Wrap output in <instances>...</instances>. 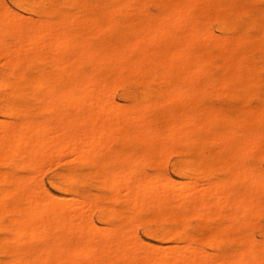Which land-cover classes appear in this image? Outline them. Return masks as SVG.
<instances>
[{
	"label": "bare ground",
	"instance_id": "bare-ground-1",
	"mask_svg": "<svg viewBox=\"0 0 264 264\" xmlns=\"http://www.w3.org/2000/svg\"><path fill=\"white\" fill-rule=\"evenodd\" d=\"M156 1L163 3L165 8L171 9L169 15L167 14V20H159V16L158 20L149 19L138 23L119 19V13H135V15L138 14L144 17L147 15L145 11L142 10L143 8H140L136 4L135 0L122 4L109 2V0L105 3L91 4L89 6V10L92 13L90 27L83 32L74 30L75 28H80L82 26L81 20L75 12L62 11L59 9L40 11L36 8L35 3L27 0H16V4L27 12L35 13V15L39 13V15L44 17V19L38 22L37 17L36 20L25 18L23 17V14L20 15L16 12L13 13L10 9H7L5 5V8L0 10V56L6 57V75L13 79L9 85L11 91L14 94L19 95L34 94L36 100L50 102L54 101V98H58L55 97L56 95L66 91L68 98L73 99V106H79L84 110L81 111L82 113L80 116H77L72 120L63 119L60 121L61 118H59L60 122L56 123L54 126L44 120L34 122L28 119H23V121L13 122V120L10 121V119L7 123V121H5L7 119H3V122L5 121V123H3V125L0 124V155L4 156L5 159L12 158L23 161L27 160L33 164L31 166H34V164L40 161L38 158L41 157V155H46L49 151L54 150L55 152H57L56 150H67L72 152V156H75L73 154L76 153L84 159H93L97 154L102 156V148L117 140L115 139L116 135L114 136L113 133L115 130L117 131V129H119L117 128L118 126L122 129L118 120L120 117H126L127 115L128 121L136 122V127H140L141 125L144 126L145 129L149 131L148 134H150V137H146L144 136L145 133H142L139 129H133L134 131L132 134L134 139L149 143L157 141L160 132L156 126L157 119L154 115V109L158 106L161 107L166 104H172L173 102H182L190 98L192 94H197L200 91L199 83L208 73L209 68L215 62V58L212 53H209L204 56L202 55L200 58L196 57L194 59V52L198 50V45L200 46L199 42L205 38H212V35L207 31H204L206 29L202 28V31L192 28L191 26L188 28L182 25L183 11L190 8L191 2H200L202 0H175L174 3L171 0ZM75 5L85 6L81 1H76ZM162 15L164 16V13H162ZM51 18H53L54 21H52ZM251 25H253V22ZM220 30L222 29L220 28ZM112 33L116 34L115 39L112 40L110 38L112 41H110V43L104 48L96 44L94 45L90 41V37L93 34H98L99 36V34L106 35ZM180 37L186 39V46L181 44L183 47L185 46L184 50H173L171 46L177 44L178 40L180 42ZM10 38L13 39V43L8 46L6 45V41ZM215 38H217V36ZM242 40L244 41V39ZM243 41H241L240 44ZM156 42L164 44L163 48H159L160 50L158 51L151 50L152 45ZM240 44L238 45L240 46ZM228 46L229 40H224V37L222 41L213 39L212 51H218L220 49L226 50L228 49ZM57 50H62V52L56 54L57 56H54V53ZM222 56L224 55H221V57ZM51 57L56 58L57 69L55 70L57 71L54 73L53 70L52 75H47L48 77L44 80L35 81L34 83L36 77L28 75L23 70L24 64L31 59H47ZM226 59L225 63L227 61L229 63L234 62L231 57ZM155 61H160L161 64H163L165 67L164 72L158 73L155 70L154 66H152V63ZM0 62L3 63V60ZM124 63L127 65L125 66ZM86 67H89L90 71L86 72ZM146 72H151L154 78H159L164 83L173 81L176 83V86L172 89H161L160 96L154 98L151 102L144 100L139 104L133 103L132 105L127 106L129 108H125L122 111L118 108H111L109 111L113 114L111 119H99L100 116L95 119L94 111L96 108H99L101 111L108 110L107 95L109 92L108 90L101 89L103 78L118 73L120 74L118 75L120 79L134 77L141 80ZM228 72V80L236 77L235 72H231L230 70ZM68 82L70 83V86L66 89V86L68 85L64 86L63 84ZM226 82L227 81H221L220 88L224 87ZM4 84L5 83H1L2 86ZM32 84H35V90L29 92ZM112 95H114V93H112ZM57 100L58 99H56V102H58ZM113 100H111V103ZM113 103L115 104V102ZM22 104L24 103L22 102ZM112 107H115V105ZM253 109L255 111L256 108H252L251 111ZM17 111H19L18 113L23 117L28 114V110L15 109V112ZM38 112L40 111H37V113ZM169 112L170 111L165 114V117L168 118L167 130L164 134V138L167 142H171L173 145L183 143L193 144L204 137L201 132L203 130H208L205 117H197L188 112L182 114L181 120L177 121ZM68 113L71 112L68 111ZM64 114H67V112ZM73 116L75 115L71 114L70 117ZM102 117L105 118V116ZM0 121H2L1 118ZM99 121L100 124L98 125L97 123ZM124 125L127 126V124ZM133 125L135 124L133 123ZM187 125L192 126L190 131L185 129ZM129 126L131 127V125ZM240 132H238V134ZM235 136L238 135L236 134ZM260 136L262 135L257 134L254 137L244 135L240 138L238 146L232 149L235 152L230 153L225 159V162L232 168V175L229 182H244L247 185V188L245 189L242 187H236L232 188L230 191H226L231 184H224L222 183V180L215 182L212 181L211 183L210 181H207L209 184L206 185L204 183V185L198 184L196 180L189 181L190 179H187L189 182L187 180L186 182H184L185 180H182V182L181 179H177L179 182L171 183L170 181L167 182L168 179H172L170 176L167 175V181H165V179L161 177L162 175L158 177L156 174H154L156 177L148 176L149 179L142 182L135 157L130 158L129 167L125 172L114 170L111 171L112 173L110 172L111 174L108 173L110 175H106L105 177L104 175L101 176L104 177V182L109 185L110 191L115 198H121V193L126 192L128 201L133 203L130 224L143 219L144 211L148 209L150 211V208L157 209V211L162 210L163 208L169 207L173 201L176 202L177 206L183 207L192 215L200 218L203 224H205L211 216H220L223 208L233 202L234 204L232 205L236 207V213L232 216H228L231 217L233 223L243 222L246 217L250 215L255 216L264 207V198H261L258 194L259 192H264V183L260 185L252 177H249L247 169H244L245 167H242L240 164L241 154L247 152L249 149L252 150V147L257 146L259 140H261ZM116 143H118V140ZM170 149L171 147L168 144L159 146L158 152L160 157H157V159H161V157L163 158ZM60 153L62 155L66 154V152L64 154L63 152ZM215 156L216 158L218 157L217 155ZM68 157L69 156H65L64 160L66 158L68 160L71 158L74 159L73 157ZM179 161H181V159ZM91 162L95 161L91 160ZM38 164L40 165L41 163ZM50 165L54 164L51 163ZM43 166H40L39 171L41 169L44 170ZM50 167L52 168L53 166ZM51 168L48 167V169ZM208 171H210V169H208V164L205 160L200 159L193 172L199 177L207 176L209 174ZM56 174L54 175L56 176ZM243 174L245 176H243ZM212 175L216 176L214 174ZM17 176L19 175H16V177L11 179V184L14 187L10 192L6 189L0 190V219L7 217L10 218L12 223L10 237L0 238V254H3L10 259L6 262L3 261V263H1L2 261L0 260L1 264H113L114 255L117 254H119V259L123 264H131V261L134 258L139 257H146L147 261H151L152 263H154L153 261L155 258L157 259V257L154 258L156 255L155 248L160 245L157 246L158 244H151L154 247H150L152 248L150 252L145 254L142 253L138 247V244H140L138 243V237L136 234L134 235L131 226L126 228L124 235L118 234V231L112 234L108 233V231L100 232L102 231L101 229L96 232L93 230L94 226L93 228L90 227L92 226L93 219L91 220L90 218L85 217L87 214H84L85 216L82 214L78 216H75L76 214L73 216L69 214L68 211L71 210H68L67 206H70L71 208L76 207L75 209L79 211L78 207L73 204V197H70V200L72 201L70 204H72L67 205L66 203L68 201L66 202V200L69 196L61 197L57 194L54 195L49 192L48 189L44 188L45 186L42 187V184H39L41 182L38 183L37 180L34 179H30L26 184H22V181L20 180L22 178H17ZM26 176V179L32 177V175ZM145 177L146 176H144V180L146 179ZM69 179L68 176L67 180ZM70 182H73V178L70 179ZM27 185L28 187H26ZM55 185L54 182V186ZM200 185L204 187L202 188ZM170 190L174 191L175 195L173 197L169 194ZM100 199H102V196ZM85 201L83 200L82 203H87ZM256 204H258L257 210L254 209ZM124 210L125 209H123V211ZM83 211L84 208L82 212ZM176 216L179 219H185L187 214L184 212H177ZM86 225H89L88 229H86ZM115 226L116 225L113 227ZM207 227L209 226H206V228ZM98 228L101 227L99 226ZM184 230L185 229H183V231ZM183 231H173V234H171L180 236L183 241L188 240V243L186 242L187 245L180 247L173 244L168 247L165 245L167 248H165V250H167L166 255L164 258H158V260H163L162 264H264V243L254 246V243L252 242V239L254 238L251 239L243 227L236 231L233 238L237 241L238 247L232 253L221 250L215 258L210 257L209 253H206V251L204 252V250L195 247L192 244L194 236L191 237L192 239L188 238V234H191L189 232L187 234ZM226 232L225 234L228 233ZM146 233L147 232L144 234L145 236L147 235ZM77 235L82 236V238L80 237V239ZM96 235L106 237L107 241H96ZM217 237H219V241L216 243L215 241L217 240ZM221 241L225 242L226 239L223 235L219 236L218 233L214 234L211 240L212 244H218ZM37 243L38 245H36ZM155 245L157 247H155ZM178 248L179 251H176ZM160 250H162L163 253L164 247L160 248ZM162 253L161 256H163ZM138 262L141 263V261Z\"/></svg>",
	"mask_w": 264,
	"mask_h": 264
},
{
	"label": "rangeland",
	"instance_id": "rangeland-1",
	"mask_svg": "<svg viewBox=\"0 0 264 264\" xmlns=\"http://www.w3.org/2000/svg\"><path fill=\"white\" fill-rule=\"evenodd\" d=\"M27 1L35 3L36 8L40 11L59 9L62 11L75 12V14L81 20L82 26L80 28H75L74 30L83 32L85 29H88L90 27V23H91L90 18L92 16V13L89 10V6L91 4H96V3H105L108 0H93V1L92 0H47V1L27 0ZM76 1L83 2L85 6L75 5ZM130 1L131 0H109V2H115L116 4L119 3L122 4L126 2L128 3ZM171 1L173 3L175 2V0H171ZM135 2L140 8H143L142 10H144L145 13L147 14L145 15V17L138 14L135 15V13H132L133 16L131 13L129 14L119 13L118 18L127 21H134L136 23L140 21H146L149 19L158 20L159 17H160L159 20L164 21L167 20L166 17L169 15V12L171 11V9L165 8L163 3L156 0H135ZM4 6L7 9H10L13 13L16 12L19 13L20 15L23 14L24 15L23 17L25 18H31L36 20L37 17L38 22L44 19V17L39 15V13L35 15V13L27 12L23 8L19 7V5L16 4V0H0V10H3L5 8ZM162 13H164V16L162 15ZM190 18H192L193 20ZM51 20L54 21L53 18H51ZM250 22L251 23L253 22V25H251ZM182 25L188 28H190L191 26L192 28H196L202 31L203 29H206L204 31H207L210 35H212V38H205L206 40L203 39L199 42L200 46L198 45V50L194 52L193 58L194 59L196 57L200 58L202 55L204 56L206 54L212 53V55L215 58V62L209 68L206 76L200 81L199 83L200 91L197 94H192L190 98L182 102L177 101V102H173L172 104L163 105L161 107L158 106L154 109V115L156 116L157 119L156 126L158 127L160 132L157 141L153 143H149V142H141L134 139V136L132 134L134 130L139 129L142 133L146 134V135L144 134V136L146 137H150L149 136L150 134H148L149 131H147V129H145V127L142 125L140 127H136L137 126L136 122L128 121L127 120L128 115L126 117L122 116L118 120L119 125L122 126V129L121 127L118 126L117 128L119 129H117V131L115 130V132L113 133L114 136L116 135L115 139L118 140V143H116L117 140L113 141L109 145L102 148L101 151L102 156L100 154L99 155L97 154L93 159H88L89 161L79 156L76 153L73 154L75 156H72V152L67 150H62V151L56 150L57 152H55V150L49 151V153H47L46 155L43 156L41 155V157L38 158L40 161L36 163L37 165L34 164V166H31L33 164L27 160L23 161L12 158L5 159L4 156L0 155V190L6 189L8 192H10V190H12L14 187L11 184V179L13 177H16V175L21 176V177L17 176V178H22L20 179L22 181V184H26L27 181L30 179L37 180L38 183L41 182L39 184H42V187L45 186L44 188L48 189V191L53 193L54 195L57 194L58 196L60 195L61 197L69 196L67 197L66 200V202L68 201L66 203L67 205L72 204V203L70 204V202H72L70 200V197H73L72 198V200H74L73 204L78 207L79 211L75 209L76 207L71 208L70 206H67L68 210H71L68 211L69 214L72 216L75 214H76L75 216H78L80 214L85 216L84 214H87L85 217L90 218L91 220L93 219L92 226L90 227L93 228L94 226L93 228L94 231L98 232V230L100 231L101 229L102 231L100 232L108 231V233L111 234L118 231L117 232L118 234L124 235L126 228L128 226H131L134 235L136 234V236L138 237V243H140L138 244V247L142 251V253L144 254L149 253L150 250L152 249L150 247L153 246L151 244H158L157 246L159 245L161 246V247L160 246L157 247L155 245V247L157 248H155L156 255L154 256V258L157 257V259L155 258L156 261L154 260L153 261L154 263H152L151 261L148 262L146 257H139V258H134L131 261V264H162L163 260L160 259L161 257L164 258V256L166 255V251H167L165 250L166 247L171 246L172 244L177 245L179 247L187 245L186 242L188 243V240L183 241V239L180 236L172 235L173 231L182 232L183 229H185L184 231L187 234L188 232L191 234V235L188 234V238L194 236L193 239L191 238L193 241L192 244L195 247L204 250V252L206 251V253H209L210 257L212 258L217 257V255L220 253L221 250H225L228 253H232L238 247L237 241L233 238L235 236L236 231H238L241 227H243L246 230L248 236L251 239L254 238L252 239L254 246L255 245L258 246L261 243H264V207L255 216L250 215L246 217V219L243 222L233 223L230 216L236 213V207L232 205L234 203L231 202L228 206L223 208L222 214L220 216L218 217L211 216V218L205 224H203L200 218L192 215L183 207L177 206L176 202L173 201L169 205V207L163 208L162 210L157 211V209L155 210L150 208V211L149 209L144 211L143 219L136 221L133 224H130V215L132 213L133 203L131 201H128L126 192L121 193L120 196L121 198L119 197L115 198L110 191L109 185L105 183L103 180L106 175H110L112 173L111 171L119 170L118 172H125V170H127V168L129 167L130 158L135 157L136 163H138L137 165L139 168L140 179H142V182L147 181L149 179L148 176L153 177L155 176L154 174H156L158 175V177L162 175L161 177L165 179V181H167V175L170 176L172 179L170 180L168 179L167 182L170 181L171 183L179 182L177 181V179L178 180L181 179V181L185 180L184 182H186L187 179H190L189 181L196 180L198 184L204 183L206 185L209 184V182L207 181H210L211 183L212 181L215 182L218 180H222V183L224 184L226 183L231 184V186L229 185L228 188L226 187L227 188L226 191H230L232 190V188H236V187H242L243 189H245L247 188V185L244 182H237V183L229 182L231 179L230 177L232 175V168L225 162V159L228 157L230 153L235 152L232 149L238 146V142L240 141L241 137H243L244 135L254 137L257 134H260L262 135L260 136V139L262 141L259 140L258 145L252 147V150L249 149L247 152L242 153L240 157L241 163L240 162L239 163L241 164L242 167H245L244 169H247V174L249 177H252L260 185L264 183V0H202L200 2L193 1L191 2L190 8L185 9L182 13ZM220 28L222 30H220ZM97 36L98 34L91 35L90 41L94 45L96 44L104 48L108 43H110V41L115 39L116 34L115 33L106 34V35L99 34L98 38ZM216 36L217 38H215ZM223 37L224 40L227 39L229 40L228 49L226 50L220 49L218 51L217 50L212 51L213 39L222 41ZM110 38L112 40H110ZM179 39L181 40L180 42L178 40L177 44L171 46L173 50H177V49L184 50V47L186 46V39L184 37H180ZM242 39H244V41ZM8 41H6L7 42L6 45L10 46L13 43V39L10 38L8 39ZM241 41L243 42L240 44ZM181 44L185 46L183 47ZM238 44H240V46ZM163 46L164 44L156 42L154 43V45H152L151 50L158 51L160 50L159 48L162 49ZM60 52H62V50H57L54 53V56H57L56 54H59ZM221 55L224 56L221 57ZM228 57H231L234 62L229 63L227 61L225 63V61L227 60L226 58ZM5 58L6 57L0 56V59L3 60V63L0 62V96L4 97V98L0 97V105H1L0 118L2 119V121H0V124L3 125L5 121H7L8 123L9 122L8 120L10 119H11L10 121L13 120V122H19V121H23V119H28L34 122H38V121L40 122L44 120L47 123H51L52 126H54L56 123H59L63 119L72 120L75 119L77 116L81 115L82 113L81 111H83L84 109L82 110V108L79 106H73L74 105L72 104L73 99L68 98V96L66 95V91H63L62 93L56 95L55 97L58 98H54V101L52 102L38 101L35 99L34 94H28V95L14 94L9 86L13 79L7 77L6 75L7 66H6ZM124 64L125 66L127 65L126 63ZM152 66H154L155 70L158 73H162L165 71V67L163 66V64H161L160 61L153 62ZM55 69H57L56 58L53 57L47 59L35 58L28 60L23 67V70L28 75H32L36 77L34 83L35 81L44 80L46 77L52 75L53 70L54 73L57 71ZM88 69L89 67H86L85 71L86 72L90 71V69L89 70ZM212 70L214 73L212 72ZM229 70L231 72H235L236 77L228 80L227 74H229L228 72ZM118 75L120 74L114 73L109 77L103 78L104 82L102 81L103 84L101 85V89L108 90L109 92L107 95L108 110L101 111L99 108H96L94 111L95 119H97L98 116H100L99 119L101 118L105 120L111 119L113 116L112 112H109L111 108L112 109L118 108L122 111L125 108H129L127 106H130L133 103L139 104L144 100H146L147 102H151L154 98L160 96L161 89L164 88L172 89L176 86V83L173 81L164 83L159 78H154L151 72H146L141 80H138L134 77L120 79ZM221 81H227V82L224 87L220 88ZM1 83H5V84L2 86ZM69 84L70 83L68 82V83H64L63 85L64 86L68 85L66 86V89H68L67 87L70 86ZM34 90H35V84H32L30 86L29 92H32ZM112 93H114V95H112ZM56 99H58L57 100L58 102H56ZM68 100H70L71 102ZM111 100H113L112 103ZM22 102L24 104H22ZM113 102H115V104ZM62 104L64 106L66 105L65 108ZM69 104H71L72 106ZM114 105L115 107H112ZM66 108L69 110H67ZM252 108H256L255 111L254 109L251 111ZM15 109L28 110V114L27 116L23 117L20 115V113H18L19 111L15 112ZM37 111L40 112L37 113ZM68 111H70L71 113H68ZM168 111H170L169 113H171L172 117L177 121L181 120L182 114L188 112L192 113L197 117H205L206 126L209 131L203 130L201 133L203 134L204 137L193 144L183 143V144L173 145L171 144V142H167L164 138V134L167 130V124H168L167 121L168 118L165 117V114ZM65 112H67V114H64ZM71 114L75 116L70 117ZM102 116H105V118ZM59 118H61L60 121ZM3 119L4 120L7 119V120L3 122ZM100 121L97 123L98 125L100 124ZM133 123L135 125H133ZM124 124H127V126ZM129 125H131L132 129ZM185 129L187 131H190L192 129V126L187 125ZM129 131L132 135L129 133ZM237 131L238 132L242 131L244 134L242 132L238 134ZM236 134L238 136H235ZM165 144L170 145L171 149L167 152L166 155L163 156V158L161 157V159L160 158L157 159V157H160V154L158 152V147ZM60 152H63V154L66 152V154L62 155ZM54 153L56 157L54 156ZM215 155H217L218 157L216 158ZM65 156H69L70 158L73 157L74 159L71 158L72 162L71 159L68 160L66 158L64 160ZM55 158L57 161L55 160ZM180 159L181 161H179ZM200 159L205 160L206 163L208 164V169H210V171H208L209 174L207 176L198 177L195 174V172H193ZM91 160H94L95 162H91ZM38 163L41 164L39 165ZM51 163H53L55 166L50 165ZM21 165L23 166V168ZM40 166H43L44 170L46 169L47 171L46 170L44 171L42 169L39 171ZM50 166H53L54 168L52 167L53 168L52 169ZM48 167L51 169H48ZM54 174H56V176ZM212 174L216 176H213ZM26 175L28 176L32 175V177L26 179L27 178ZM101 175L102 176L104 175V177H102ZM68 176L70 179L73 178V182H70V179L67 180ZM144 176H146L145 180H144ZM243 176L245 175L243 174ZM54 182L58 186L56 185L54 186ZM201 186L202 185H200V187ZM26 187H28V185ZM203 187L204 186H202V188ZM169 194H171L172 197L175 195L174 191L172 190L169 191ZM258 194L261 198H264V192L263 193L259 192ZM73 195H75L76 197ZM101 196L102 199H100ZM83 200L84 201L87 200L85 201L87 203H82ZM117 201H119L120 203ZM83 208H84L83 212L85 211L87 212L83 213L82 212ZM123 209L125 210L123 211ZM254 209L255 210L258 209V204H256ZM167 212H170L171 215L170 213ZM177 212H181V213L184 212L187 214V217L185 219H179L176 216ZM157 215L159 216V218ZM114 225L116 226L113 227ZM99 226L101 228H98ZM206 226L209 227L206 228ZM11 227H12V223L10 218L7 217L1 218L0 238L10 237ZM86 227H87L86 229H88L89 225H86ZM145 232H147L146 236L144 235ZM225 232L228 235L225 234ZM216 233H218L219 236L223 235L226 241L225 242L221 241L220 243L216 244L219 241L218 239L219 237H217V240L215 241L216 243L212 244L211 240L213 238V235ZM123 235H119V236H123ZM77 236L79 238L80 237L82 238V236L80 235ZM95 240L106 242L107 238L96 235ZM36 245H38V243ZM163 247L165 251L163 250L162 253V250H160V248ZM176 251H179V248L176 249ZM161 253L163 254V256H161ZM0 257H1L0 260L2 261L1 263H3V261L6 262L10 260L7 256L3 254H0ZM158 258L160 259L158 260ZM136 259L138 261H141V263L138 262ZM119 261H120L119 254L114 255L113 264H123L121 261L120 262Z\"/></svg>",
	"mask_w": 264,
	"mask_h": 264
}]
</instances>
